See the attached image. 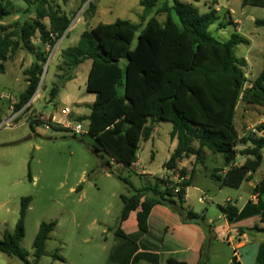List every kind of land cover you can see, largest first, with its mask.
Returning <instances> with one entry per match:
<instances>
[{"label": "trees", "instance_id": "16d2710c", "mask_svg": "<svg viewBox=\"0 0 264 264\" xmlns=\"http://www.w3.org/2000/svg\"><path fill=\"white\" fill-rule=\"evenodd\" d=\"M22 1L27 5V13H35V18L0 26V73H5L4 63L19 49L34 52L30 42L37 35L43 46L54 47L72 22L71 17L59 12L53 0ZM161 1L141 0L140 23L118 19L111 24L99 23L85 31L76 46L62 51L59 70L65 73L60 78L72 81L76 78L74 71L91 61L86 90L95 95L96 100L88 116L89 134L116 163L131 168L138 161L141 140L151 136L150 121H167L173 126L171 139H177L178 144L164 168L188 177V170L179 169V164L191 156L200 161L204 149L208 148L214 155H222L225 163L222 171L227 169L223 175L218 174V170L213 172V181L220 187L240 188L261 169L264 122L257 126L256 132L241 138L235 125L237 108L243 101L262 108L264 116V68L248 82V62L238 58L235 50L242 44L250 45V40L237 32H233L227 41L212 35L210 28L220 20L216 8L202 13L194 3L172 0V6H160ZM212 2L216 3L215 0ZM242 6L264 8V0H243ZM9 11L0 3V20L7 18ZM163 13L166 19L161 21L158 17ZM46 19L48 26L44 23ZM256 23L264 26V20L257 19ZM220 26L227 27L225 24ZM34 54L36 60L26 72L29 85L20 96L16 106L18 111L29 104L38 90L48 60V52ZM58 92L59 85H55L53 96ZM239 145L245 148L238 151ZM239 156L246 160L237 166ZM193 173L180 185L178 193L169 187L171 181L168 178H159L155 185L133 187L132 195L122 196L124 207L116 237L134 241L123 229L132 214L137 217V234L140 235L149 231V218L156 206L172 203L183 208ZM253 195L256 201H247L242 209L230 202L220 205V209L230 225L251 218L259 220L252 227H241V233L252 230L264 234V177L257 183ZM31 202V197L22 199L20 218L15 230H7L0 239V252L18 257L25 264H38L47 255V243L57 221L41 223L33 244L35 259L33 262L28 260L29 253L21 244ZM186 216L190 221L204 220L194 212H188ZM120 252L117 245L110 254L111 263L124 260V254ZM55 258L63 260L58 254ZM139 259H145V256L141 255ZM256 262L264 264V242L258 247ZM170 264L187 263L172 261ZM231 264L243 263L234 257Z\"/></svg>", "mask_w": 264, "mask_h": 264}, {"label": "rangeland", "instance_id": "374dc122", "mask_svg": "<svg viewBox=\"0 0 264 264\" xmlns=\"http://www.w3.org/2000/svg\"><path fill=\"white\" fill-rule=\"evenodd\" d=\"M180 1L194 3L202 13L210 12L209 5L214 4L212 0ZM53 2L59 12L72 18V22L66 35L52 48L43 46L39 35L30 42L36 54H49L38 90L22 110L18 111L16 106L20 96L28 88L29 76L26 72L36 60L34 52L19 49L4 63L5 73H0V239L7 230H15L20 218L22 199L31 197L32 202L26 216V233L21 244L29 253L28 260L33 262L35 259L33 244L41 223L57 221L47 243V255L38 264H114L109 257L113 248L122 242L116 237L124 207L122 196L132 195L133 187L136 189L155 185L156 181L151 182V179L141 174L143 171L153 175L154 180L163 175V178L171 181L176 175L164 168L175 147L174 139H171L173 126L167 121H150L151 136L147 140H141L138 164L131 168L116 163L100 148L95 138L89 134L88 116L91 108L80 104L89 97L86 87L91 61L82 64L74 71L76 78L66 82L60 78L65 73L59 70L62 66L61 54L66 48L76 46L80 36L99 23L111 24L118 19L140 23V16L143 14L141 0ZM242 2L243 0H229V9L221 12L220 21L212 25L210 33L227 41L233 32L239 30L252 41V47L242 44L235 50L238 58H247L246 75L248 82H251L264 68V26L256 23L257 19L264 20V8L243 7ZM0 3L10 10V15L0 20V26L12 25L19 19L35 18V13H27V5L22 0H0ZM164 4L172 6L173 1L162 0L160 6ZM172 14L175 17L173 10ZM158 19L164 21L166 14H161ZM48 21H44L47 26ZM220 23L227 27L222 28ZM136 43L137 38L134 45ZM55 85H59V92L53 96ZM66 108L82 119L78 122L86 132L84 136L76 135L69 129H48L44 124L46 121H42V118L50 120L53 116L62 122L68 121L69 118L61 115V111ZM263 120L262 108L243 101L239 103L235 125L241 138L256 132ZM244 148L239 145L237 149L241 151ZM245 160L246 157L239 156L237 163L243 164ZM224 164L222 155H214L208 148L204 149L202 159L196 161L188 204L184 205L186 209L205 216V223L200 221L199 224L208 234L210 226L225 223L220 205L230 202L242 207L255 193L257 183L264 177L263 159L261 169L240 188L220 187L211 175L216 170L223 175ZM191 167L188 164V168ZM254 197L256 201V196ZM153 218H178V215H165L164 210L159 208ZM135 223L137 217L132 214L123 229L137 230ZM249 223L251 222L247 221L242 224L246 226ZM158 228L156 224L155 229ZM259 235L264 236L261 233ZM207 244L210 247L206 253H212V264H228L237 254H242L237 248V242L229 245L226 240L223 241L221 234L219 243L215 242L211 246L209 236ZM56 254L63 260L55 258ZM244 258L246 264H257L256 258L254 263L246 255ZM0 264L25 262L0 252Z\"/></svg>", "mask_w": 264, "mask_h": 264}, {"label": "crops", "instance_id": "0c3cea01", "mask_svg": "<svg viewBox=\"0 0 264 264\" xmlns=\"http://www.w3.org/2000/svg\"><path fill=\"white\" fill-rule=\"evenodd\" d=\"M195 1L198 2L199 0H195ZM217 2L214 5H211L212 4L211 3L209 7L216 8L218 15L220 16L222 11H224L225 9L227 10L229 9L228 8L229 0L226 1L219 0ZM237 33L242 35L239 30L237 31ZM250 46L252 47L251 40H250ZM245 59L247 60L246 57ZM95 100H96L95 95L89 94L87 100L80 104H85L91 108ZM174 142H175L174 143L175 147L173 151L177 147L178 144L177 139H174ZM137 164L138 163H135L133 166ZM188 164L192 166L191 169L188 168ZM236 165L240 166L241 164L237 163ZM179 167H180L179 169L186 168L189 172L188 178H190L192 175V171H195L196 168L195 156H191L190 158L185 159L184 162H181L179 164ZM226 170H224L223 172H225ZM194 173H193V177H194ZM141 174L146 178H148L149 180L151 179V182L156 181L154 180L155 178L153 177V175H151L150 173L143 171ZM161 177L163 178V175ZM193 177H192V182H193ZM250 184L252 185L253 182H251ZM191 186L187 189V197L184 205L188 204L189 189L191 188ZM249 200H254L255 202L254 195H251L247 201ZM184 205L183 208L172 203L164 206L162 205L156 206L150 215L149 231L147 233L144 234L142 233L138 235L137 234L138 229L134 231L124 230L126 234L128 235L131 234L130 239H134V241L132 242V241L122 240V244H118V247H120V251H122L120 252V254L122 255L124 254L123 256L124 260L123 261L119 260L116 262H118V264H170L172 261H179L181 263L186 262L187 264H212V253L210 251L206 253V250L208 249V247H210V245L208 246L207 241L210 236L211 246H213L214 245L213 243L215 242L219 243L220 234H221V236H223V241L226 240L229 243V245L234 241L238 243L237 248L242 251V254L240 255L237 254L236 256L239 261H241L243 264H246V260H244L245 259L244 255H246V258L247 259L250 258L251 259L250 262L254 263V258H257L258 247L262 242H264V236L259 235V233L253 232L252 230H247L245 233H241L240 228L241 227L249 228L254 226L255 224H258L259 220L257 218H251L249 220L244 221V222L247 221L251 222L246 226L242 224L243 222L230 225V223L227 221L224 215L223 217L225 223H223L221 226H214V227L210 226V230H209L210 234H208L207 232L201 229L202 227L199 224L200 221H190L187 218L186 216L187 213L194 211L186 209ZM244 205L239 208L242 209ZM159 208L164 210L165 215H168V213L174 215L176 214L178 215V218H153L155 211ZM201 216L204 218L203 222L205 223V216L204 215ZM156 224H158L161 230L159 228L155 229ZM135 225H137V223H135ZM237 231L238 233H236ZM133 237H137V238H133ZM136 249L137 251L133 252ZM141 255H144L145 259L140 260L139 256ZM249 255L251 257H248ZM232 260H230L228 264H231Z\"/></svg>", "mask_w": 264, "mask_h": 264}, {"label": "built area", "instance_id": "2783aa9c", "mask_svg": "<svg viewBox=\"0 0 264 264\" xmlns=\"http://www.w3.org/2000/svg\"><path fill=\"white\" fill-rule=\"evenodd\" d=\"M61 115L65 118H69V120L66 122H62L60 120H57L56 117L54 116L50 120H45L42 117L41 118L42 121L44 122L46 121L44 124H46V127L48 129L51 127L64 128L73 131L76 135L84 136L86 134L83 126L78 122L79 117L77 115L74 116V114L69 108L63 109L61 111ZM187 180H188L187 176L176 174L175 177L171 180L172 183L171 182L169 183V187L173 188L175 193H178L180 190V185L185 183Z\"/></svg>", "mask_w": 264, "mask_h": 264}, {"label": "water", "instance_id": "95a60500", "mask_svg": "<svg viewBox=\"0 0 264 264\" xmlns=\"http://www.w3.org/2000/svg\"><path fill=\"white\" fill-rule=\"evenodd\" d=\"M66 33H67V32H66ZM65 35H66V34H65ZM65 35H64V36H65ZM64 36H63V37H64ZM63 37H62V38H63Z\"/></svg>", "mask_w": 264, "mask_h": 264}]
</instances>
